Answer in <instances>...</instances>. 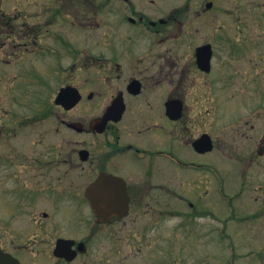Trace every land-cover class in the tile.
<instances>
[{
    "label": "flooded vegetation",
    "instance_id": "flooded-vegetation-1",
    "mask_svg": "<svg viewBox=\"0 0 264 264\" xmlns=\"http://www.w3.org/2000/svg\"><path fill=\"white\" fill-rule=\"evenodd\" d=\"M168 1L35 5L36 22L32 28L24 23L31 30L20 32L33 39L39 59L50 60L51 87L58 86L55 94L40 98L36 123L49 120L50 133L63 135L56 142L24 144L15 142L24 125L20 119L16 129H0L4 255L19 264L136 259L139 246L153 244L154 232L168 230L171 214L186 224L184 210H170L171 198L188 207L190 223L216 219V208H200L194 191L207 184L204 196L221 194L229 203L232 195L218 188L220 170L242 178L264 156L260 110L234 116L228 110L261 101L264 79L232 89V72L217 69L216 39L199 36L202 19L213 9L210 2L190 13L191 0L171 7ZM44 37L54 42L39 43ZM6 56L2 63L10 67L15 58ZM61 91L68 93V106L56 104ZM244 117L250 120L243 125Z\"/></svg>",
    "mask_w": 264,
    "mask_h": 264
},
{
    "label": "rangeland",
    "instance_id": "rangeland-1",
    "mask_svg": "<svg viewBox=\"0 0 264 264\" xmlns=\"http://www.w3.org/2000/svg\"><path fill=\"white\" fill-rule=\"evenodd\" d=\"M182 1L169 0L168 3L171 7L173 4L180 5ZM46 2L48 0H0V129L4 126L16 129L21 124H17L20 119L24 125L15 142L24 144L39 139L56 142L63 135V132H59L58 136L50 133L54 125L49 120L36 123L40 98L52 96L58 86L51 87L53 82L49 75L53 71L50 60L44 62L39 59L33 39L24 38L20 32L31 30L23 24L27 22L32 28L39 16L35 14V5ZM207 2L213 3V9L206 12L207 18L202 19L199 36L202 41L216 39L217 69L225 71L228 68L232 72L234 86L231 88L250 79H264V0H191L188 11L195 13L198 9L203 10ZM13 31L16 33L12 34ZM41 41L49 45L54 42L50 37L39 39V43ZM8 53L15 58L10 67L2 63ZM41 69L47 74H35ZM262 97L259 102L249 103L247 109H239L234 105L233 109L228 110L232 116L240 114L241 110H260L258 121L264 125ZM234 98L240 99L239 94H235ZM248 120L244 117L241 124L244 125ZM44 131L47 136L43 138L40 132ZM220 163L218 160L219 168ZM227 166L229 168L228 163ZM220 174L218 188L232 195L231 202L227 203L221 194L216 198L213 195V198L204 196L207 185L204 182L206 185L197 188L194 191L196 196L193 197L197 202L200 201V208H216L217 215L213 216L216 219L209 220L206 216L203 219L194 218V222L190 223L188 207L183 208L177 204L180 200L175 202L171 198L170 210L174 208L177 213L184 210L183 214L188 216H185L186 224H182L179 216L172 218L171 214L168 230L163 232V229H158L154 232L152 239L155 241L148 247L146 244L139 246L142 253L137 252L136 259L129 256L123 260V256H118L121 263L106 264H264V156L257 157L242 178H237L229 169L220 170ZM201 179L203 177L200 176L193 178L197 181ZM170 181L171 188L176 190V179L171 178ZM206 190H209V185ZM90 264L101 263L91 261Z\"/></svg>",
    "mask_w": 264,
    "mask_h": 264
},
{
    "label": "water",
    "instance_id": "water-1",
    "mask_svg": "<svg viewBox=\"0 0 264 264\" xmlns=\"http://www.w3.org/2000/svg\"><path fill=\"white\" fill-rule=\"evenodd\" d=\"M211 5V4H210ZM209 5V6H210ZM203 62L206 64L208 62V57L205 56ZM67 90V89H66ZM99 187V184H95V186H93V190L92 193L96 192L97 193V189ZM0 264H19L15 259L8 257L6 255H4L1 251H0Z\"/></svg>",
    "mask_w": 264,
    "mask_h": 264
}]
</instances>
